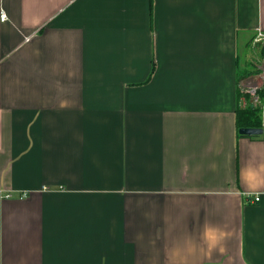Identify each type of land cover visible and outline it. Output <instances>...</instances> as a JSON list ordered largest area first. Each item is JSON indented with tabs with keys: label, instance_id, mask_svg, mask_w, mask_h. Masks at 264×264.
<instances>
[{
	"label": "crops",
	"instance_id": "0c3cea01",
	"mask_svg": "<svg viewBox=\"0 0 264 264\" xmlns=\"http://www.w3.org/2000/svg\"><path fill=\"white\" fill-rule=\"evenodd\" d=\"M1 12L0 264H264V89L236 121L264 0Z\"/></svg>",
	"mask_w": 264,
	"mask_h": 264
},
{
	"label": "built area",
	"instance_id": "2783aa9c",
	"mask_svg": "<svg viewBox=\"0 0 264 264\" xmlns=\"http://www.w3.org/2000/svg\"><path fill=\"white\" fill-rule=\"evenodd\" d=\"M0 18L4 20L5 14L3 12H1ZM250 46H252L253 48L258 47L259 50L264 49V31L260 27L256 29L250 42ZM256 69L257 71L259 70V72L254 71L256 74L252 75V79L246 89V92L252 95H255L259 89H264V62L260 65H257ZM254 99H258V96L256 98L254 97ZM21 196H25V193H22ZM253 199L257 201L259 199L258 195L256 194Z\"/></svg>",
	"mask_w": 264,
	"mask_h": 264
},
{
	"label": "trees",
	"instance_id": "16d2710c",
	"mask_svg": "<svg viewBox=\"0 0 264 264\" xmlns=\"http://www.w3.org/2000/svg\"><path fill=\"white\" fill-rule=\"evenodd\" d=\"M245 99L248 101L250 94L244 92ZM237 127H261L260 107L258 104L247 102L245 107L236 111Z\"/></svg>",
	"mask_w": 264,
	"mask_h": 264
},
{
	"label": "rangeland",
	"instance_id": "374dc122",
	"mask_svg": "<svg viewBox=\"0 0 264 264\" xmlns=\"http://www.w3.org/2000/svg\"><path fill=\"white\" fill-rule=\"evenodd\" d=\"M245 56H246V60L248 61L250 75L252 76L253 74H256L255 72H259V70L257 71L256 66L260 65L261 63L264 62V49L259 50L258 47L253 48L252 46L251 47L249 46ZM261 90L262 89H259L255 95L250 94V97L252 96L255 104H257L258 102L255 101L254 97L259 96L262 92ZM244 92H246V91H244V90L240 91V97H243L245 99Z\"/></svg>",
	"mask_w": 264,
	"mask_h": 264
},
{
	"label": "water",
	"instance_id": "95a60500",
	"mask_svg": "<svg viewBox=\"0 0 264 264\" xmlns=\"http://www.w3.org/2000/svg\"><path fill=\"white\" fill-rule=\"evenodd\" d=\"M262 132H263V129L261 127L260 128H257V127H240L238 129L239 135L248 136V137L260 135Z\"/></svg>",
	"mask_w": 264,
	"mask_h": 264
}]
</instances>
